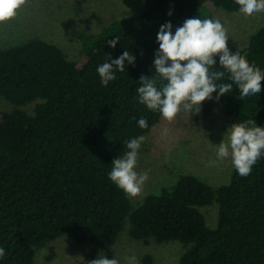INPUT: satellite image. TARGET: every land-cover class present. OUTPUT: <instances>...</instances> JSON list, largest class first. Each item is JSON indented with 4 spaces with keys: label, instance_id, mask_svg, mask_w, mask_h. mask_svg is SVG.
I'll list each match as a JSON object with an SVG mask.
<instances>
[{
    "label": "trees",
    "instance_id": "trees-1",
    "mask_svg": "<svg viewBox=\"0 0 264 264\" xmlns=\"http://www.w3.org/2000/svg\"><path fill=\"white\" fill-rule=\"evenodd\" d=\"M217 9L242 12L238 0H145L138 14L113 21L74 61L38 38L0 49V96L16 106L35 102L31 113L19 107L0 111L3 264H35L34 248L63 235L86 245L93 260L116 242L126 218L134 240L187 245L180 264H264V158L246 177L232 168L228 182L216 188L180 175L135 207L108 179L125 142L146 134L161 118L136 93L140 76L154 74L159 27L170 20L175 29L201 11L211 15ZM114 37L120 40L113 49L106 42ZM125 50L136 57L134 65L102 86L96 68L106 55L115 59ZM240 51L264 70V25ZM213 67L223 66L216 61ZM261 85L257 96L243 101L233 85L219 98H206L191 115L206 119L220 103L230 124L254 120L264 127V80ZM141 117L148 128L137 125ZM214 203L212 228L200 208Z\"/></svg>",
    "mask_w": 264,
    "mask_h": 264
},
{
    "label": "rangeland",
    "instance_id": "rangeland-1",
    "mask_svg": "<svg viewBox=\"0 0 264 264\" xmlns=\"http://www.w3.org/2000/svg\"><path fill=\"white\" fill-rule=\"evenodd\" d=\"M145 0H26L16 15L0 23V49L9 48L30 39L38 38L59 47L69 60H77L82 51L94 41L95 36L113 21L138 14ZM201 19L218 18L225 25L227 43L231 50H241L249 36L264 25V14H245L217 9L208 15L198 13ZM35 102L16 106L0 96V111L15 107L31 113ZM230 125L225 110L216 103L211 115L196 120L181 110L172 121L160 118L159 122L144 134L137 164L138 172L148 173L142 191L128 195L135 207L147 194L158 193L163 187L173 185L178 177L191 174L213 188L229 180L230 161H216L212 144L221 139ZM209 227L217 225V203L200 208ZM130 223L124 220L123 229L116 242L99 255L116 258L119 264H128V257L135 256L139 264H180V257L187 245L177 240L163 243L150 241L145 244L129 235ZM86 245L79 244L66 235L60 236L43 247H35V264H90Z\"/></svg>",
    "mask_w": 264,
    "mask_h": 264
},
{
    "label": "clouds",
    "instance_id": "clouds-1",
    "mask_svg": "<svg viewBox=\"0 0 264 264\" xmlns=\"http://www.w3.org/2000/svg\"><path fill=\"white\" fill-rule=\"evenodd\" d=\"M26 0H0V23L13 18ZM238 8L245 14H264V0H238ZM171 16V11L167 13ZM228 33L220 19L187 18L178 27L166 21L156 34L158 47L154 51V74L141 75L136 88L138 102L162 119L172 121L181 110L198 113L202 102L219 98L235 85L239 100L257 96L262 89L264 70L247 59V53L231 50ZM118 37L108 40V47L115 48ZM106 62L96 68L100 84L107 86L116 79L117 72H125L126 65H134L136 57L125 50L115 59L107 56ZM219 61L223 67H213ZM227 74L228 79H219ZM214 90V91H213ZM141 129L149 127L146 118L137 120ZM147 137L140 135L125 142L126 150L111 162L108 179L126 194L135 196L142 191L148 173L138 172L139 152ZM216 161H230L236 174L246 177L253 166L264 158V127L254 120L231 123L221 139L212 144ZM6 257L0 245V264ZM90 264H119L116 258L98 255ZM128 264H139L135 256L128 257Z\"/></svg>",
    "mask_w": 264,
    "mask_h": 264
}]
</instances>
